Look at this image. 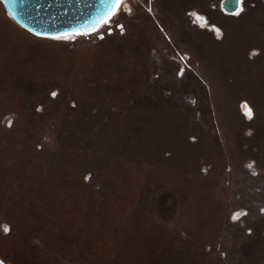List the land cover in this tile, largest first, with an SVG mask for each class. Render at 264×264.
<instances>
[{
    "label": "rangeland",
    "instance_id": "rangeland-1",
    "mask_svg": "<svg viewBox=\"0 0 264 264\" xmlns=\"http://www.w3.org/2000/svg\"><path fill=\"white\" fill-rule=\"evenodd\" d=\"M223 2L124 0L65 40L0 0L4 264H264V0Z\"/></svg>",
    "mask_w": 264,
    "mask_h": 264
},
{
    "label": "water",
    "instance_id": "water-1",
    "mask_svg": "<svg viewBox=\"0 0 264 264\" xmlns=\"http://www.w3.org/2000/svg\"><path fill=\"white\" fill-rule=\"evenodd\" d=\"M8 14L21 27L38 36L85 32L111 7V0H1ZM235 0L222 3L225 11L235 8ZM1 261V260H0Z\"/></svg>",
    "mask_w": 264,
    "mask_h": 264
},
{
    "label": "snow or ice",
    "instance_id": "snow-or-ice-1",
    "mask_svg": "<svg viewBox=\"0 0 264 264\" xmlns=\"http://www.w3.org/2000/svg\"><path fill=\"white\" fill-rule=\"evenodd\" d=\"M225 4L227 2V0H224ZM235 8L230 12L231 15H234V16H239L242 14V12L244 11V7H243V4H244V0H235ZM124 8L125 10H129L130 9H127L126 5L124 4V0H111V7L108 9V11L104 14L103 17H101L90 29L86 30L85 32H80V31H75L73 33H61L57 36H54L52 37L53 39H72L74 38L75 36L77 35H88L90 34L91 32H96L99 30V28L103 27L104 25L106 24H109L111 22V19L113 16H115L117 14V12L121 9V8ZM190 16L193 17V22L194 23H198L199 26L201 27H209L208 24H207V20L206 18L200 16L198 13H190L189 14ZM121 27V30L122 29V26ZM210 30L214 31L215 32V35L217 37V39H219L221 36H222V32L219 28H217L216 26H210ZM37 35H41L40 33H37ZM100 38H103L102 36ZM256 51L253 50L251 53H250V56H254L256 55ZM51 95L53 97H56L57 96V93L56 92H52ZM241 111L242 113L244 114V116L247 118V119H252L253 118V110L252 108L248 105V103L245 101V102H242L241 105ZM7 123H8V126L11 127V124H12V121L11 119H8L7 120ZM249 168L252 167L251 164L248 165ZM88 177H86L87 179ZM244 215V213H236V214H233L232 216V219L233 220H238L240 216ZM0 230H3L4 233H8L10 231V228L9 226L7 225H0ZM0 264H4L3 261H0Z\"/></svg>",
    "mask_w": 264,
    "mask_h": 264
},
{
    "label": "crops",
    "instance_id": "crops-1",
    "mask_svg": "<svg viewBox=\"0 0 264 264\" xmlns=\"http://www.w3.org/2000/svg\"><path fill=\"white\" fill-rule=\"evenodd\" d=\"M213 89V88H212ZM210 93H211V99H213V106H214V121L216 122V125H220L218 129L220 128L221 136L220 139L224 141V145L226 146L227 150L229 151L232 149V142L236 140L237 138L233 139L232 137H229V130H228V122L226 120V114H227V106L223 104V99L220 98L219 93L217 89H213L211 91L210 87ZM218 101H217V99ZM241 111V107H240ZM230 143V144H229ZM229 157H232L234 154L229 151Z\"/></svg>",
    "mask_w": 264,
    "mask_h": 264
},
{
    "label": "bare ground",
    "instance_id": "bare-ground-1",
    "mask_svg": "<svg viewBox=\"0 0 264 264\" xmlns=\"http://www.w3.org/2000/svg\"><path fill=\"white\" fill-rule=\"evenodd\" d=\"M8 71V70H7Z\"/></svg>",
    "mask_w": 264,
    "mask_h": 264
},
{
    "label": "flooded vegetation",
    "instance_id": "flooded-vegetation-1",
    "mask_svg": "<svg viewBox=\"0 0 264 264\" xmlns=\"http://www.w3.org/2000/svg\"><path fill=\"white\" fill-rule=\"evenodd\" d=\"M242 103V102H241Z\"/></svg>",
    "mask_w": 264,
    "mask_h": 264
}]
</instances>
